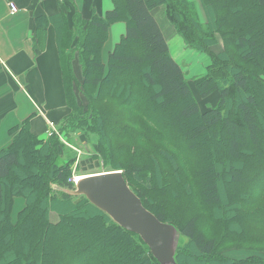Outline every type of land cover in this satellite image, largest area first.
<instances>
[{
	"label": "trees",
	"instance_id": "1",
	"mask_svg": "<svg viewBox=\"0 0 264 264\" xmlns=\"http://www.w3.org/2000/svg\"><path fill=\"white\" fill-rule=\"evenodd\" d=\"M112 1L104 15L94 7L90 18L76 9L62 15L69 113L60 134L95 135L103 164L121 170L144 207L180 232L177 264H264L257 247L264 232V0H201L207 25L191 0ZM159 6L190 48L210 57L209 72L194 82L202 98L219 95L206 111L152 13ZM120 21L126 33L106 64L103 48ZM216 34L224 40L217 54L208 49ZM9 134L0 149V264H161L138 234L85 196L54 188H75L71 155L56 134L40 138L30 117ZM162 161L172 170H161ZM220 180L234 187L226 197ZM17 197L25 206L14 221ZM234 250L255 254L229 256Z\"/></svg>",
	"mask_w": 264,
	"mask_h": 264
},
{
	"label": "crops",
	"instance_id": "2",
	"mask_svg": "<svg viewBox=\"0 0 264 264\" xmlns=\"http://www.w3.org/2000/svg\"><path fill=\"white\" fill-rule=\"evenodd\" d=\"M14 1L18 11L12 13L7 0H0V149L9 145V129L20 121L30 117L32 132L46 139L49 123L57 127L69 113L59 44L62 37L58 31L62 17L71 16L76 9L84 18H90L93 7L101 15L114 8L112 0ZM152 13L156 19L159 16L160 22L157 21L169 43L175 32L173 25L164 17V7H156ZM125 33V22L113 23L104 49L109 44V53L113 51ZM74 67L77 72L76 64ZM22 90L29 96L25 95L27 100L24 101L29 100L26 103L28 112H31L25 117L18 115L19 119L10 120L9 116L23 107L19 101ZM19 198L24 203L19 206L15 218L14 209ZM24 206L25 199L17 197L12 211L14 221ZM58 218L55 212L51 213L54 222Z\"/></svg>",
	"mask_w": 264,
	"mask_h": 264
},
{
	"label": "rangeland",
	"instance_id": "3",
	"mask_svg": "<svg viewBox=\"0 0 264 264\" xmlns=\"http://www.w3.org/2000/svg\"><path fill=\"white\" fill-rule=\"evenodd\" d=\"M191 1H193L194 5L196 7L200 23L206 24L208 22L209 17L207 15V13L205 12L204 5H203L202 1L201 0L200 1L199 0H191ZM157 17H158L157 19L159 20L160 19L159 16H157ZM164 17H166L165 8H164ZM159 22H160V20H159ZM166 22H168V21H166ZM173 31L175 32L174 36L170 37V42H169L172 55L182 65V67L185 71L186 77L190 81V84L194 90V93L196 94V99L200 103L201 110L206 111L207 109H209L210 107H212L216 104L219 95L217 92H215L211 97L202 98L201 94H198V92L196 91L194 82L196 80H198L199 78L206 76V74L209 72V66L211 63L210 57L207 53H202V52L196 51L195 49L190 48V44H188L185 37H182L177 32V30L175 29L174 26H173ZM216 40H218V42ZM110 44H111V42H110ZM108 46L110 47V45L108 44L105 47V49L103 48V52H102V60L106 64L108 62V54H109V47ZM208 49L211 52L216 53V54L223 51V49H224L223 38L219 34H216L215 38H214V42L212 41V44L209 45ZM76 68H77L78 75L81 78V71H80V68H79L77 63H76ZM21 93H22V95L19 97V101L23 104V107L19 111H16V112L13 111L14 113L9 116L10 120L19 119L18 115L25 117L29 112H31V111L28 112L29 107H27V103H26V102H29V100L26 102L24 101V100H27L26 96L29 97L27 92L22 90ZM77 95H78L79 101L85 103L86 100L79 90H77ZM144 109H145L144 106L141 105V111H143ZM139 112L137 110L135 117L143 118V120H145L148 123V125L151 126V128H154L152 123L148 122L145 119V117H143L140 114L141 112L140 113ZM162 116H163V119H162ZM168 121H169L168 116L161 115L160 122L162 123L161 124L162 126L168 125ZM63 122H61L56 127V131L54 132V134H56L58 136L60 142L63 144L65 154L71 155V159H70L72 162L71 178H75V177L81 178L83 175H87V174L100 173V172H105V171H114L110 167H106L103 164V162L101 161V157L97 152L95 135H89V137H88V136L84 135L82 132L81 133L80 132L72 133L71 135H68L66 132H63L60 134L59 127L63 125ZM19 123H21V121ZM6 125H7V123L4 124V126H6ZM165 131L167 133H169L168 135L172 136L171 134H173V132L171 130H168L165 128ZM5 132L7 133V129H5ZM66 134H67V136H66ZM51 136H53V135H50L48 138H50ZM159 142H161L162 146L164 145L169 150L174 151V153H176V155L181 156L179 153V150H176L175 147L172 144H170L168 141L160 139ZM62 154H63V152H62ZM63 156H64V154H63ZM159 166H161L160 169L165 171V172L167 170H172L171 167H169L168 163L165 161H162L161 163H159ZM226 175H227V178H229L228 174H226ZM219 184L221 186L222 196L223 197L228 196L226 190L230 189V187H231L230 183L226 185L225 181L220 180ZM231 188L233 191L234 187H231ZM79 198L80 197H78V199ZM75 201H76V199H75ZM23 203H24V201L22 198H19L17 200V204H16V207L14 209L15 218L17 216L16 214H17V210H18L19 206L21 204L23 205ZM261 236L263 237V240H262L263 243H261L260 246H257V247L264 249V232L261 234ZM254 254L255 253H251L248 251H238V250H234V251L229 252V256L236 257V258H240V257H243V258L246 257L247 258V257L252 256Z\"/></svg>",
	"mask_w": 264,
	"mask_h": 264
},
{
	"label": "water",
	"instance_id": "4",
	"mask_svg": "<svg viewBox=\"0 0 264 264\" xmlns=\"http://www.w3.org/2000/svg\"><path fill=\"white\" fill-rule=\"evenodd\" d=\"M74 189L54 186L71 196H85L115 223L138 234L161 264H177L180 232L146 209L130 188L121 170L83 175Z\"/></svg>",
	"mask_w": 264,
	"mask_h": 264
},
{
	"label": "built area",
	"instance_id": "5",
	"mask_svg": "<svg viewBox=\"0 0 264 264\" xmlns=\"http://www.w3.org/2000/svg\"><path fill=\"white\" fill-rule=\"evenodd\" d=\"M7 2H8L9 8H10L12 13H15V12L18 11V6H17V4L15 3L14 0H7ZM49 125H50V130L48 131V137L50 135H54V132L56 131V127H55L54 123L50 122ZM70 181L77 182L78 181V177L71 178Z\"/></svg>",
	"mask_w": 264,
	"mask_h": 264
},
{
	"label": "bare ground",
	"instance_id": "6",
	"mask_svg": "<svg viewBox=\"0 0 264 264\" xmlns=\"http://www.w3.org/2000/svg\"><path fill=\"white\" fill-rule=\"evenodd\" d=\"M81 178H83V177H81ZM78 179H80V177H78Z\"/></svg>",
	"mask_w": 264,
	"mask_h": 264
}]
</instances>
